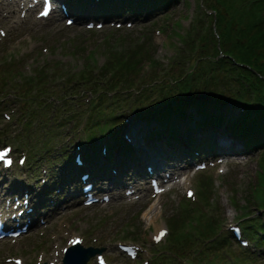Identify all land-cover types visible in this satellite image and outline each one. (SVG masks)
<instances>
[{"label": "rangeland", "instance_id": "374dc122", "mask_svg": "<svg viewBox=\"0 0 264 264\" xmlns=\"http://www.w3.org/2000/svg\"><path fill=\"white\" fill-rule=\"evenodd\" d=\"M12 1L5 0L0 4V30L6 32V36L0 33V147L10 144L16 160L25 155L26 163L22 167L16 164L9 170H3L0 166V193L7 192L6 187L11 184L19 194L15 196L20 198L27 192L30 195L28 190L32 187L35 195L32 205L39 218L37 224L16 242L0 241V264H14L6 261L13 256L21 257L24 264L45 263L55 260L59 254L61 264L62 248L68 245V238L74 236L83 237L85 247L97 246L101 249L110 264H143L144 261L149 264H236V257H241V251H246L252 258L244 264H264V247L260 248V244L246 235L244 238L249 245L243 247L240 242L232 239L229 230L233 225L243 228L244 215L248 219H264V210H259L262 209L264 198V173H260L262 161L259 159L261 154L227 159L218 155L223 163L215 161L216 166L212 167L209 161H214L215 157H210L205 159L207 168L197 170L196 165L202 160L194 157L189 166L187 160L182 158L186 153L179 151L177 143L174 147L157 141L147 143L138 134L144 128L149 130L145 121L138 119V113L140 115L144 113L143 110L152 108L151 102L158 95L160 86L168 85L172 78H178L186 68L188 59L197 54L190 53L188 59L185 58L181 52L185 48L182 39L184 36L189 38V34L196 39V31L201 24L207 29L210 27L208 19L202 15L204 8L208 10L206 3L202 4L204 8L201 11L198 0H179L178 6L169 12L162 10L148 18H119L115 21L121 22L122 26L116 28L118 26L111 20L104 19L106 16H94L97 13L93 11V6L71 11L75 23L67 26L65 17L58 15L37 19L35 11L28 4L26 7L29 11L24 16L20 14L21 5L7 7ZM84 13L91 18L83 21L85 17L81 14ZM102 20L106 22L103 21V27L98 29L95 24ZM90 21L95 22L92 29L87 27ZM135 45H143L140 59H136L139 61L136 72L124 75L131 79L130 82H123V78L116 83L117 91L109 94L106 82L114 69L103 75L105 65L114 60L116 52L130 50ZM155 80L158 84L154 85L153 90L141 86L154 83ZM129 86V91H118L119 88ZM95 88L103 93L95 94ZM136 89H142L139 95H135ZM147 96H151L149 100ZM94 100L98 102V107H94ZM110 114L122 115L112 130L122 128L130 133L137 130L139 149L135 146L138 150L133 151L132 159L128 162L137 161L144 154L142 149L146 153L160 152L168 155L167 166L154 176L172 181L167 183L171 188L169 192L153 198L150 189L147 191L149 178L145 173L147 168L152 167L147 162L135 169L121 167V171L108 167V172L98 184L105 193L113 196L107 205L86 207L83 204L85 196L82 195L81 175L70 186L55 182L52 172L59 168L55 167L56 164L65 169L68 163L56 151L70 143L71 153H75L74 147L78 143H85L87 135L92 134V131L97 129V135H101L100 126H104ZM97 122L100 124L91 129ZM225 145L235 147L231 143ZM52 151L57 159H44L45 156L51 157L52 154L48 152ZM37 154H43L41 160L36 158ZM114 154L119 156L116 159H122L117 150ZM104 162L97 163L104 165ZM89 167L93 169V164L90 163ZM67 169L74 173L71 168ZM222 170L223 173L220 172ZM179 171L186 174H176ZM120 174L125 180L124 184L107 186L110 179ZM204 179L207 183L212 180L209 200L214 208L201 206L200 210L206 213L201 221L205 223L213 219L222 234L229 236L230 242L222 247L217 257L209 255L204 248L198 250V243H206L205 249H209L219 248L222 241L218 243V235L211 240L199 242V222L195 219L191 224L185 221L180 232L187 230L193 243L192 246L188 243L183 245L184 249L181 247L185 252L181 253L180 258L168 251L170 247L164 248L172 233L170 221L175 216L181 220L183 201L189 200L186 198V190L193 189L197 194L199 182ZM50 183L53 187L49 186L48 189L46 185ZM134 183L144 187L143 190L130 198L126 197L127 188H134ZM19 184L23 189L18 190ZM53 190H56L55 193ZM70 192L74 194L72 197H69ZM140 195L138 200L134 198ZM193 199H190L191 204H194ZM62 215L64 217L60 218ZM161 229H167L168 233L156 244L153 237ZM131 242L141 247L136 260H130L119 252L118 244ZM88 264H97L95 257Z\"/></svg>", "mask_w": 264, "mask_h": 264}, {"label": "trees", "instance_id": "16d2710c", "mask_svg": "<svg viewBox=\"0 0 264 264\" xmlns=\"http://www.w3.org/2000/svg\"><path fill=\"white\" fill-rule=\"evenodd\" d=\"M201 1L198 0L201 4L205 2L207 9L213 11L208 14L206 10L203 11V5L200 6L202 15L208 19L210 27L207 29L201 24L196 31V39L191 38L193 36L191 34L189 38L184 36L182 41L185 48L181 50L182 54L187 59L190 53L196 52L197 56L188 59L181 76L172 78L168 85H161L159 91L155 89L158 95L155 96V102H151L152 108L143 110L144 113L140 115L138 113V119L145 121L149 127V130L145 128L144 139L149 140L150 143L163 142L170 147H174L177 143L179 148L185 146L197 151L196 149L200 150L206 145H212L217 134L222 130L231 137L239 138L244 143L245 149L261 151L260 173H264V0ZM178 2L179 0H100L101 5L111 6L117 14L121 10H127L135 17H143L155 11L167 12ZM199 22L202 23V20ZM143 45H135L136 47L132 48L134 50H120L114 54V60L107 62L103 75L114 69L106 82L109 94L117 91L116 83L123 78H125L123 82H130L131 79L124 75L128 72H136L139 63L136 59L137 57L140 59L139 53ZM82 76L86 81L84 75ZM153 82L141 86L146 90H153L154 85L158 84L156 80ZM130 89L131 86L119 88L118 91ZM141 90L136 89L135 95H139L138 92ZM94 91L98 95L103 93L97 88ZM150 97L147 96V99L149 100ZM97 103L94 100V107L99 106ZM236 111L239 113L237 114ZM121 117V114L118 116L110 114L105 126L100 129L101 135H97V129L87 135L89 147L86 158L89 161L103 156V142L108 147L105 150L107 158L113 156L116 150L129 149V144L118 133L119 129L112 130ZM99 124V122L94 123L91 129ZM200 184L199 199L210 205L212 181L207 183L204 179L200 180ZM262 202L261 208L264 209V198ZM183 203L181 220L179 216H175L170 221L172 233L167 242L170 251L180 257L181 253L185 252L181 249L183 245L186 246L188 243L192 246L190 233L182 230V234L180 230L185 221L191 224L195 219L200 224L198 235L201 241L199 242L211 240L218 235V243L222 241L220 249H205L206 243H198L196 244L198 250L204 248L209 255L213 254L217 257L218 252L220 250L222 252V247L230 242L229 236L222 234L213 219L202 223L201 218L206 214H198L200 210L192 209L188 201L184 200ZM246 217H242L245 235L263 245L264 224L259 218L250 220ZM240 255L241 257H236V264H244L252 260L251 255L246 251H241Z\"/></svg>", "mask_w": 264, "mask_h": 264}, {"label": "bare ground", "instance_id": "6f19581e", "mask_svg": "<svg viewBox=\"0 0 264 264\" xmlns=\"http://www.w3.org/2000/svg\"><path fill=\"white\" fill-rule=\"evenodd\" d=\"M12 5H14V4H12ZM12 7H14V6H12ZM83 16L85 17L86 15H83ZM134 131H135L134 133H137L136 129ZM132 138H133V143L135 144V146H137V144L140 143V141H139L140 139L138 138L137 134L135 136L132 135ZM216 139H217V144H218L219 155L221 156V158L227 159L229 157H241L242 155H244V151H243V149L241 147V143L240 142L231 141V140H228V139L223 138L221 136H217ZM136 140H137V143H136ZM228 143H231V145L233 144L235 147H227L225 144H228ZM64 148H62V149H64ZM159 153L160 152H157V153H153V152L144 153L143 155H141L138 158L137 164L141 165V164L145 163L146 160H148L151 163V165L153 166L154 173L157 174V173H159L162 170L163 167L167 166V161H169L168 160V155L159 154ZM163 153H165V152H163ZM186 163L189 166H191L190 165L191 164L190 160H187ZM59 168H55L54 171L52 172V175L55 176V182H59L60 178L62 177V170H61V168L60 169ZM179 170H181V169H179ZM176 174L185 175L186 173L179 171ZM1 183H2V181L0 180V185H1ZM124 183H125V180L123 179V177L120 174V175L115 176L114 178L110 179V181L108 182L107 186L120 185V184L122 185ZM6 185L7 184H5V186ZM10 185H8V187H6L7 191L12 189V186H10ZM21 189H23V187L20 186V184H19L18 185V190H21ZM0 190H1V188H0ZM28 191H29V193L31 195V198L34 199V196H35L34 195V189L32 187H29ZM57 214H59V212ZM63 217H64V215H62L60 218H63Z\"/></svg>", "mask_w": 264, "mask_h": 264}, {"label": "water", "instance_id": "95a60500", "mask_svg": "<svg viewBox=\"0 0 264 264\" xmlns=\"http://www.w3.org/2000/svg\"><path fill=\"white\" fill-rule=\"evenodd\" d=\"M84 251V252H83ZM88 252H89V254H88V256H94L97 252H100L101 251V249H98V248H90L89 250H87ZM86 251L83 249V247H81V246H75V247H72V248H69V250H68V253H67V255H66V257H65V260H64V262L66 263V264H73V261L74 260H72V259H74V257H76L77 259L79 258V257H81V256H83L84 255V253H85ZM75 254H77L76 256H75ZM82 254V255H81ZM71 258V259H70ZM71 262H70V261ZM87 260L88 259H83L82 261H81V264L83 263V261H84V263L83 264H86V262H87ZM69 261V262H68Z\"/></svg>", "mask_w": 264, "mask_h": 264}, {"label": "snow or ice", "instance_id": "6c2138e0", "mask_svg": "<svg viewBox=\"0 0 264 264\" xmlns=\"http://www.w3.org/2000/svg\"><path fill=\"white\" fill-rule=\"evenodd\" d=\"M163 235V234H162Z\"/></svg>", "mask_w": 264, "mask_h": 264}]
</instances>
